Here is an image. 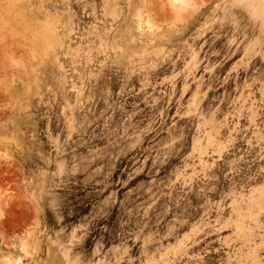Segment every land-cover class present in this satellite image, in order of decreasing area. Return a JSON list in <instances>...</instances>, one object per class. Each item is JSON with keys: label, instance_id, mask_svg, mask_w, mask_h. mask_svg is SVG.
Returning a JSON list of instances; mask_svg holds the SVG:
<instances>
[{"label": "rangeland", "instance_id": "1", "mask_svg": "<svg viewBox=\"0 0 264 264\" xmlns=\"http://www.w3.org/2000/svg\"><path fill=\"white\" fill-rule=\"evenodd\" d=\"M0 264H264V0H0Z\"/></svg>", "mask_w": 264, "mask_h": 264}, {"label": "bare ground", "instance_id": "2", "mask_svg": "<svg viewBox=\"0 0 264 264\" xmlns=\"http://www.w3.org/2000/svg\"><path fill=\"white\" fill-rule=\"evenodd\" d=\"M176 2H179L181 5L184 3H188V0H175Z\"/></svg>", "mask_w": 264, "mask_h": 264}]
</instances>
